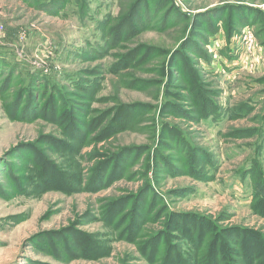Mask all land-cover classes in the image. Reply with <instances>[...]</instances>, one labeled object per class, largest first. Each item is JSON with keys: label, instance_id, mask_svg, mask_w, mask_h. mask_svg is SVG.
I'll use <instances>...</instances> for the list:
<instances>
[{"label": "rangeland", "instance_id": "374dc122", "mask_svg": "<svg viewBox=\"0 0 264 264\" xmlns=\"http://www.w3.org/2000/svg\"><path fill=\"white\" fill-rule=\"evenodd\" d=\"M0 264H264V0H0Z\"/></svg>", "mask_w": 264, "mask_h": 264}, {"label": "built area", "instance_id": "2783aa9c", "mask_svg": "<svg viewBox=\"0 0 264 264\" xmlns=\"http://www.w3.org/2000/svg\"><path fill=\"white\" fill-rule=\"evenodd\" d=\"M246 31V30H245ZM252 34L250 31H246L245 32V35H244V40H245V44H244V48H245V55H246V60L247 58L249 57V54L252 52V50H254L255 48V43L253 41V38H252ZM222 48V46H221ZM216 49V48H215ZM241 63L240 65L243 66V68L246 67V65L244 64V61L243 59H241Z\"/></svg>", "mask_w": 264, "mask_h": 264}, {"label": "trees", "instance_id": "16d2710c", "mask_svg": "<svg viewBox=\"0 0 264 264\" xmlns=\"http://www.w3.org/2000/svg\"><path fill=\"white\" fill-rule=\"evenodd\" d=\"M253 8H257V10H261V9L258 8V7H253ZM222 22H223V21H222ZM216 32H217V31H215L214 33L216 34ZM214 33H213V34H214ZM213 34H210V35H213ZM215 34H214V35H215ZM230 34H231V33L229 32L228 37L231 36ZM70 109H71V107H70ZM258 195H259V191L255 189V191H254V197L256 198Z\"/></svg>", "mask_w": 264, "mask_h": 264}]
</instances>
